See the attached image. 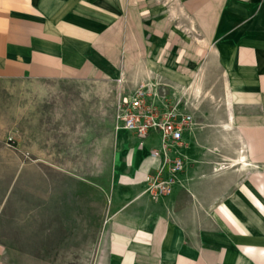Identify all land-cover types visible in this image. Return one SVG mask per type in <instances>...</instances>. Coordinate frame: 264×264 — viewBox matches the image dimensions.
<instances>
[{"label":"crops","instance_id":"0c3cea01","mask_svg":"<svg viewBox=\"0 0 264 264\" xmlns=\"http://www.w3.org/2000/svg\"><path fill=\"white\" fill-rule=\"evenodd\" d=\"M262 20L257 0H0V80H114L193 117L184 168L154 195L160 135L115 116L104 181L61 187V260L264 264ZM47 259L0 239V264Z\"/></svg>","mask_w":264,"mask_h":264},{"label":"rangeland","instance_id":"374dc122","mask_svg":"<svg viewBox=\"0 0 264 264\" xmlns=\"http://www.w3.org/2000/svg\"><path fill=\"white\" fill-rule=\"evenodd\" d=\"M130 96L114 80H0V239L11 250L88 262L60 259L61 187L68 176L104 181L117 104Z\"/></svg>","mask_w":264,"mask_h":264},{"label":"built area","instance_id":"2783aa9c","mask_svg":"<svg viewBox=\"0 0 264 264\" xmlns=\"http://www.w3.org/2000/svg\"><path fill=\"white\" fill-rule=\"evenodd\" d=\"M116 121L119 127L133 131L140 139H146L152 131L159 133L161 142L152 155L161 157L163 162L159 169L146 175L145 181L147 190L154 195L169 193L176 174L185 165L184 156L174 154V149L183 145V132L193 123L192 115L182 111L178 103L158 106L149 100L147 90L140 88L118 102Z\"/></svg>","mask_w":264,"mask_h":264}]
</instances>
